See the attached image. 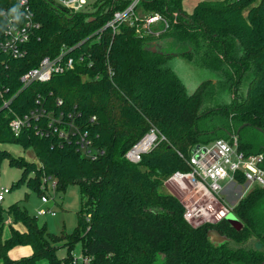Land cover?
<instances>
[{"label":"trees","instance_id":"trees-1","mask_svg":"<svg viewBox=\"0 0 264 264\" xmlns=\"http://www.w3.org/2000/svg\"><path fill=\"white\" fill-rule=\"evenodd\" d=\"M184 1L144 0L146 8L171 19L170 27L151 39L131 26L115 32L105 26L113 10L124 9L130 0H105L91 13L71 12L56 0H27L24 7L18 0H0V30L17 5L21 20L13 21L32 22L23 58L10 60L0 53V84L6 96H13L9 107L0 109V145L31 149L38 160L16 157L0 146V163L7 159L21 169L12 187L26 185L42 197L49 181L59 192L77 184L82 196L76 228L61 235L15 202L6 208L12 222L4 236L0 202V264H264V186L233 207L242 224L238 230L225 219L190 224L183 204L163 191L171 174L189 170L197 145L236 137L242 151L264 154V144L246 131L264 134L259 130L264 131V0H199L190 14ZM165 42L179 43V53L161 48ZM63 48L70 50L75 66L22 89L20 77ZM175 54L210 72L192 92L165 66ZM40 105L46 114L16 136L11 116L23 117ZM212 115L222 122L201 126ZM50 120L69 137L54 132ZM151 127L165 139L138 163L130 162L127 151ZM80 131H88L102 152L96 158L79 149ZM211 229L229 241L213 243ZM251 237L258 247L244 249L241 245ZM78 242L81 262L73 255ZM232 242L238 246L231 247ZM17 246H29L31 253L11 257ZM59 247H66V256H57Z\"/></svg>","mask_w":264,"mask_h":264},{"label":"built area","instance_id":"built-area-1","mask_svg":"<svg viewBox=\"0 0 264 264\" xmlns=\"http://www.w3.org/2000/svg\"><path fill=\"white\" fill-rule=\"evenodd\" d=\"M18 1L21 6H26L27 0ZM56 1L75 13L95 12L105 2V0ZM143 3L144 0H130L124 9L113 10L112 16L105 26L112 28L115 32L120 26L127 25L134 27L135 31L140 35L151 39L159 38L170 27L171 19L160 12L149 10ZM177 17V13L172 15L173 23L177 21ZM31 28V21L16 23L13 19L8 18L5 27L0 30V53L6 54L10 60L23 58L27 54L26 45L31 39ZM69 51V49L63 48L55 58L44 57L37 67L25 72L20 77L22 89L32 82H45L53 74L63 73L66 70L72 69L75 66V62L72 56H68ZM7 92L8 90L1 87L0 84V109L9 107L13 100V96L10 98L6 96ZM61 104L62 100L58 99L57 105ZM45 114L44 108L40 105L37 109L30 111V113L25 114L23 117L15 114L12 115L9 120V126L12 132L18 136L24 126L29 125L32 119L38 120ZM69 117L73 119V114H69ZM95 120L96 117L93 116L91 121ZM55 123L54 120H50L49 126L53 127L54 132L59 133L62 138L67 139L69 132L64 128L59 129ZM70 128H72V125H70ZM163 139H165V136L157 128L151 127L127 151L125 155L126 159L132 163H138L143 154L149 152ZM78 144L79 149L87 157L94 159L102 153L94 147L93 140L89 136L88 131L79 132ZM196 147L193 149L194 151L192 150L191 156L188 159L189 170L175 171L165 180L164 186L169 187L167 184L172 183H185L189 186L188 200L192 196H198V199H203L206 203L221 202L222 209L213 213L218 221L225 219L233 209V206L227 205L222 197L226 190L245 187V192H249L255 187L264 186V154L242 151L239 148L236 137H233L232 140L216 139L210 143L199 145V148ZM240 178L244 179V183L239 181ZM222 180L227 181L225 186L220 182ZM9 191L10 188L8 187L0 188V202L4 200L5 194L9 193ZM41 200L43 203L49 201L46 195L42 196ZM181 202L185 208L184 219L192 225H198L194 224L192 220L194 221L200 216L209 214L204 206H197L196 203H190L186 199ZM53 212L50 209H42L37 214L47 215Z\"/></svg>","mask_w":264,"mask_h":264},{"label":"rangeland","instance_id":"rangeland-1","mask_svg":"<svg viewBox=\"0 0 264 264\" xmlns=\"http://www.w3.org/2000/svg\"><path fill=\"white\" fill-rule=\"evenodd\" d=\"M198 2L199 0H185L183 3V9L186 13L190 14ZM161 48L166 51L172 50L173 53H179L181 45L176 42H165L163 43ZM165 66L170 67L177 72L189 92L194 91L203 80L209 77L210 74V72L206 69L200 68L195 63L187 60L179 54L171 56L166 61ZM210 77L212 78V76ZM219 97H221V95ZM221 98H224V96ZM221 98L219 101H222ZM206 104L211 105L212 103ZM222 120L223 119L221 116L212 115L203 119V121L201 122V126L210 127L219 124L220 122H222ZM246 131L249 136L252 135L254 137V141L260 144H264V134L257 132L252 128H247ZM0 146L1 148L8 150L12 155L16 157L24 156L27 160L38 163L35 153L31 149L25 150L19 145ZM20 175L21 169L15 166H11L8 163L7 159H4L0 163V188H10L9 193L5 194L4 200L1 202V205L5 209L4 236L7 237L9 235V224L12 222V217L6 212V208L15 202H19V204L23 208L27 209L29 214L37 216L39 224H45L47 230L51 233L56 235H61L62 233H71L77 226L78 212L81 209L82 196L79 186L77 184H71L68 186L65 192H59L53 187L52 181H49V183L46 185V193L49 201L47 203H43L41 200V196L28 186L21 185L18 187H12V185L16 183L20 178ZM220 182L223 186L227 184L226 180H222ZM167 185H169L172 191L167 186H164L163 191L166 193H172L180 202L186 199L190 203H196L197 206L206 207V211L209 214L206 216H200L194 221L192 220L194 224L201 225L206 223L215 225L221 221H218L215 218V214H213L214 211L222 209L221 202L217 203L214 201L206 203L203 199H198V196H192L190 197V200H188V185H186L185 183H172ZM245 190V187H237L235 190L229 189L225 191L222 197L224 198V201L227 205L234 207L239 201L241 195H243L242 197H244L249 193L248 191L245 192ZM42 209H50L54 212L47 215H38L37 212ZM16 226L19 229H23V226L19 223L16 224ZM230 245L231 247L238 246L234 242H232ZM241 246L244 247V249L257 248V239L255 237H251L246 241V243L242 244ZM28 247L29 246H17L10 251V256L13 258H19L22 255H29L31 253V248ZM66 253V247H59L57 250L58 257H64L66 256ZM73 255L78 259L79 262H81L82 244L80 242L75 244Z\"/></svg>","mask_w":264,"mask_h":264},{"label":"water","instance_id":"water-1","mask_svg":"<svg viewBox=\"0 0 264 264\" xmlns=\"http://www.w3.org/2000/svg\"><path fill=\"white\" fill-rule=\"evenodd\" d=\"M153 51H156V46L153 47ZM261 132L264 133L263 130L259 129ZM196 148H199V145H197ZM194 151V150H193ZM225 220L235 229H241L242 224L239 221V219L234 215L233 212L229 213L226 217ZM208 237L212 240L213 243L215 244H223L227 241H229V238H227L224 235H221L216 229H211L208 231Z\"/></svg>","mask_w":264,"mask_h":264},{"label":"clouds","instance_id":"clouds-1","mask_svg":"<svg viewBox=\"0 0 264 264\" xmlns=\"http://www.w3.org/2000/svg\"><path fill=\"white\" fill-rule=\"evenodd\" d=\"M10 13H11L12 18H13L15 21L19 22V21L21 20V15H22V14L19 13V6H18V5L15 6V7H13V8L10 10Z\"/></svg>","mask_w":264,"mask_h":264},{"label":"crops","instance_id":"crops-1","mask_svg":"<svg viewBox=\"0 0 264 264\" xmlns=\"http://www.w3.org/2000/svg\"><path fill=\"white\" fill-rule=\"evenodd\" d=\"M228 196V195H227ZM240 200V199H239ZM29 248V247H28ZM23 256V255H22Z\"/></svg>","mask_w":264,"mask_h":264}]
</instances>
